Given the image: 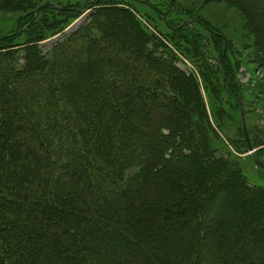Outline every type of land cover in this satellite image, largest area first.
<instances>
[{"label": "trees", "instance_id": "1", "mask_svg": "<svg viewBox=\"0 0 264 264\" xmlns=\"http://www.w3.org/2000/svg\"><path fill=\"white\" fill-rule=\"evenodd\" d=\"M24 1L0 0V11L26 12L17 30L0 38V264H264V253L258 255L264 226H250L244 239L238 224L224 229V234L217 232L219 224L214 231L207 226L197 230L202 219L191 208L195 203L206 205L214 180L243 181L234 160L216 152L208 137L212 129L206 100L213 121L223 123L218 115L224 104L218 83H225L234 97L240 120L243 112L242 98L228 77V46L222 34L193 21L194 13L183 10L188 20L168 22L164 37L155 29L157 36L135 18L136 11L108 7L101 11L116 14L117 26L93 20L95 35L85 38L80 48L64 46L44 59L36 55L34 43L60 29L44 13L66 15L51 5L37 8V3H29L39 0ZM100 3L95 0L93 5ZM189 21L220 42L216 60L208 55L207 38ZM123 27L128 31L127 49L118 35ZM19 41L25 46L16 50L25 53L27 61L16 73L17 61L11 63L8 53ZM182 42L193 51H181L177 43ZM168 46L184 55L187 63L201 65L198 74L180 71L176 63L181 60L172 56ZM206 91L207 99L202 96ZM139 94L141 100L134 101ZM159 105L165 113L155 110ZM147 121L152 125L146 130ZM240 128L244 136L241 123ZM112 134L122 148L131 136L147 140L142 160L126 151L118 155L119 162L110 163ZM4 139L12 143L9 157L18 168L3 162ZM183 154L193 156L192 162L186 159L190 164L178 162ZM100 157L109 164L91 168L89 163L100 162ZM196 160L207 166L206 177H188L199 173ZM9 178L14 179L13 185ZM6 190L15 196L9 198L3 193ZM20 205L24 212L19 207L12 210L23 226L14 230L10 223L15 226V220L6 214L10 206ZM260 214L262 218L264 209ZM190 217L196 238L214 232L220 249L234 246L236 250L222 251L216 261H209V240L199 248L188 241L182 246L181 237L171 239L174 228ZM149 245L166 255L155 254L150 262ZM67 250L69 260L64 257Z\"/></svg>", "mask_w": 264, "mask_h": 264}, {"label": "rangeland", "instance_id": "2", "mask_svg": "<svg viewBox=\"0 0 264 264\" xmlns=\"http://www.w3.org/2000/svg\"><path fill=\"white\" fill-rule=\"evenodd\" d=\"M94 2L95 0L30 1V4L37 3L34 7L39 8L43 5H51L61 9V12H64L63 15H66V17H58L57 14V17H52L51 15L44 13V15L47 16V20L51 21V23L56 22L60 29L55 31V33L54 31L50 32L43 40L41 39L42 41L34 43L36 46V55L40 58L49 59L50 56L57 54L60 50H64V46H73L75 49L80 48L84 43L85 38L90 37L89 35H95V32L91 31L93 20H106L109 24L112 23L114 26H117L120 23V20L115 16L116 14L114 15V13L101 11L108 7H113L114 9H127V7H129L134 12L136 11L135 18L141 22L145 29L155 32L157 36L159 33L163 37V32H166L168 22L172 21V23L180 24L183 20H188L185 15L183 16V10L193 12V21H202L209 29L211 28L212 30L219 32L225 38L228 46V56L226 57L227 62L225 65L228 69V77H230V81H232L231 85L233 84L242 98L243 112H241L240 118L242 115L246 127L248 142L244 139L245 136H242L240 128L241 120L236 113L237 109H234L235 99L230 94L225 83H218V96L224 101V104L220 106L221 111H218V115L223 121L222 124L213 121L212 117L214 113L212 106L209 108L207 100L205 103L207 112L209 110L208 113L210 115L209 126L212 129V131L208 133V137L211 142V147L214 148L216 152H219L221 156L226 154L234 160V168L238 170L243 181L240 183V181L235 178L232 180L227 179L228 181H225V179L221 177L219 180H214V182H211L212 184H210L208 190L211 195L206 201V205L203 206L205 202H200L193 204L191 208H194L196 213H198L202 219V223H197V230L200 228L204 230L205 226H207L214 231L215 227L219 224L221 231L218 230L217 232L219 234H224V229H228L230 226H236L235 224H238V231L240 232L242 239H244V237H249V231H251L254 226L262 228L261 226H264V223H262L264 221V216H262V218L260 217V211L262 212L264 209V204L262 203V200L264 199V0H101V3L96 7L93 5ZM72 10H75L77 14H70L69 11ZM25 14V9L22 11L1 10L0 38L17 30L16 27L18 26L20 18ZM189 22L194 26L196 32L203 34V36L207 38L206 44L209 50V52L207 50L208 55L216 60V47L220 45V42L203 29H200L197 25H193L192 21ZM118 35L119 38L124 40L121 43L123 48L127 49L128 47H126L125 41L128 38V31L123 27L118 30ZM23 43L24 41H19V43H17L18 46H15L8 53L10 62H14V60L17 61V65L14 66L15 69H13L16 73H21L25 61H27L25 53H20L22 52L20 51V48L25 46ZM177 44L180 50L184 53L193 51L192 47L185 42ZM34 45L31 44L28 46ZM168 48L173 51L172 56L181 60L176 63V66L180 71L183 73H188L190 71L194 75L198 74V66L201 65L187 63L188 60L185 59L184 55L178 54L170 46H168ZM18 53L20 54L18 55ZM147 55L148 57H151L150 55L152 54ZM20 65L21 67H19ZM160 66L162 68L165 67L162 65ZM85 86L86 84H83L82 87ZM200 89L203 90L202 87ZM211 92L212 90L210 91V94ZM210 94H208V96ZM202 96L207 99V91L202 92ZM141 98L142 97L139 94L136 98L134 97V101L138 102ZM162 108L161 106H155L157 112L165 113L166 109ZM118 110L120 111V106H118ZM73 111L75 113V109H73ZM145 125H147V130L148 128H151L152 122L147 121ZM14 127H16V125ZM141 133L143 135L142 130ZM15 134L17 135L18 132ZM112 136V147L108 150L110 163L119 162L121 157L118 155L126 151L131 154L134 153V156H137L139 162L142 160L141 158L144 155V147L148 145L146 139L147 144L146 142L136 139L134 136L128 137L127 147L122 148L117 145L115 134H112ZM215 136H217V139H215ZM4 140L5 142L1 146L5 158L3 162L9 167L12 165L14 168H18L16 162L10 160L9 157L12 143L8 142L7 139ZM16 140L17 139L15 138V143ZM248 145H250L251 150L248 149ZM6 152L9 153L8 158L5 157ZM187 156V158H190L189 162H192L191 158L193 156H190L189 154H187ZM187 158L185 157V154H183V156L179 158L180 160L178 159V162H181L182 164L189 163L186 160ZM98 161L100 162L94 161L89 163L91 168L96 166L99 167L101 165L106 166L109 164V161L104 157L98 158ZM197 163L200 166L199 173H195L192 176L189 173L188 177H206L207 166L199 161H197ZM192 164H196L195 161H193ZM22 172L23 171H21V173ZM13 183L14 179L9 178V184L13 185ZM243 183L246 188L261 193L262 195L260 196H262L263 199L262 197L257 196L259 193L252 194L247 192V189L244 190ZM97 191L98 193L101 192L99 189H97ZM3 193L8 195L9 198L15 196V194L11 193L9 190L3 191ZM252 200L254 202H252ZM253 205H255V207ZM16 207H19L21 209L20 211L24 212V206L22 205L10 206V209L7 210L6 214L7 216L14 218L16 223L15 226L10 223V226H12L14 230H18L19 226H23L20 215L12 210ZM197 207L198 209H196ZM180 219L182 220V218ZM223 219L228 220L223 221ZM191 221L192 218L190 217L189 222L182 223L180 226L174 228L169 237L171 239L175 236L181 237V245L182 242L187 243L188 241L190 242V245H197L199 248H202L205 244L204 240L205 242L209 240L208 244L211 247L209 253L211 256H208V259L209 261H216V259L220 257L222 251H226L224 248L220 249L219 243L215 244L218 240L217 233L212 232L211 235L209 234L212 239H208L209 235L207 234L209 232H206V234L204 232V236H206L203 239L201 238V241V239L198 238L199 236L196 238V235H194L195 230H193ZM250 226H252V228H250ZM230 230H233V227ZM253 242L254 241L252 240V243ZM164 243L165 247H167L168 242L164 241ZM245 245H247V242L244 243V246ZM147 250L150 262L153 261V256L155 254L166 255V251L162 252V250H159L158 246L152 248L149 245ZM235 250L234 246H229L226 252L232 254ZM190 252L188 253L192 254ZM260 253H264V244L263 247L259 249L258 255H260ZM64 257L66 260L70 259L68 250ZM208 259H206V261ZM244 261H248V257L247 259L245 258Z\"/></svg>", "mask_w": 264, "mask_h": 264}, {"label": "water", "instance_id": "3", "mask_svg": "<svg viewBox=\"0 0 264 264\" xmlns=\"http://www.w3.org/2000/svg\"><path fill=\"white\" fill-rule=\"evenodd\" d=\"M241 126H242V130H243V134H244V136H245V139H246V141L248 142V136H247V134H246V127H245V123H244V120H243L242 115H241ZM248 149L251 150L250 145H248Z\"/></svg>", "mask_w": 264, "mask_h": 264}]
</instances>
